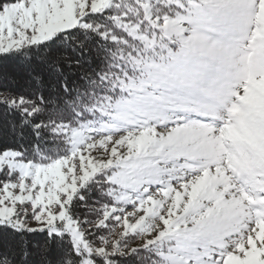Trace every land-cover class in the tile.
I'll use <instances>...</instances> for the list:
<instances>
[{
    "label": "snow or ice",
    "instance_id": "obj_1",
    "mask_svg": "<svg viewBox=\"0 0 264 264\" xmlns=\"http://www.w3.org/2000/svg\"><path fill=\"white\" fill-rule=\"evenodd\" d=\"M0 264H264V0H0Z\"/></svg>",
    "mask_w": 264,
    "mask_h": 264
}]
</instances>
